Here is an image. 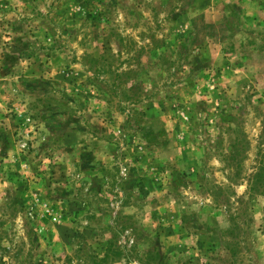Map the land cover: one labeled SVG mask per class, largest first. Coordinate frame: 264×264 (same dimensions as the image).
<instances>
[{
	"label": "rangeland",
	"instance_id": "1",
	"mask_svg": "<svg viewBox=\"0 0 264 264\" xmlns=\"http://www.w3.org/2000/svg\"><path fill=\"white\" fill-rule=\"evenodd\" d=\"M263 120L264 0H0V264H264Z\"/></svg>",
	"mask_w": 264,
	"mask_h": 264
},
{
	"label": "trees",
	"instance_id": "2",
	"mask_svg": "<svg viewBox=\"0 0 264 264\" xmlns=\"http://www.w3.org/2000/svg\"><path fill=\"white\" fill-rule=\"evenodd\" d=\"M114 58H91V62L93 65H100L106 70L107 68H109L108 72H111V66H112V62H113ZM97 72L98 74L101 73V71L99 70V68H97ZM115 73V72H114ZM130 74V72H125V73H120V72H116V75H118L117 77H119L121 80H123V78L127 75ZM122 84V83H121ZM120 85V84H119ZM123 87V84L121 85ZM126 90V89H125ZM123 90L124 93H126V91ZM130 97L127 98V100ZM128 101H130V103L132 104V106H135L136 104L139 103V100L137 99H129ZM129 104H120V110L121 112L125 111V109L128 107ZM264 121V120H263ZM238 142H235L233 144L234 149H231V152L229 155H231L232 159H235V156H237L238 154V150H236L235 148L237 147ZM228 157V156H227ZM258 164L255 168V172L254 174L250 177L249 179V190L250 192L256 194V195H263L264 196V124H263V132L261 135V142H260V146H259V151H258ZM113 251V247H109L107 252L105 253L104 260H103V264H117L115 261H119L122 260V251L120 248H116L115 250V254L112 257L110 255V253H112ZM124 257V256H123ZM114 259L112 261H110L109 259ZM117 259V260H116ZM123 259H125L127 261L128 264H132V260L130 258L124 257ZM148 264V263H147Z\"/></svg>",
	"mask_w": 264,
	"mask_h": 264
}]
</instances>
